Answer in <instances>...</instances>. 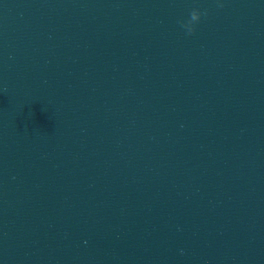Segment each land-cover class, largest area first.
I'll return each instance as SVG.
<instances>
[{"label": "water", "instance_id": "1", "mask_svg": "<svg viewBox=\"0 0 264 264\" xmlns=\"http://www.w3.org/2000/svg\"><path fill=\"white\" fill-rule=\"evenodd\" d=\"M92 0H0V119Z\"/></svg>", "mask_w": 264, "mask_h": 264}, {"label": "clouds", "instance_id": "2", "mask_svg": "<svg viewBox=\"0 0 264 264\" xmlns=\"http://www.w3.org/2000/svg\"><path fill=\"white\" fill-rule=\"evenodd\" d=\"M218 7H223V5L222 4H218ZM190 15L192 16L193 19L197 20V23H198L200 21L201 15H205L206 16L207 12L200 13L198 17L193 15L192 13ZM180 25H181L182 28L186 29L188 35H192L194 33V31H195L194 27H186L184 22H180Z\"/></svg>", "mask_w": 264, "mask_h": 264}]
</instances>
